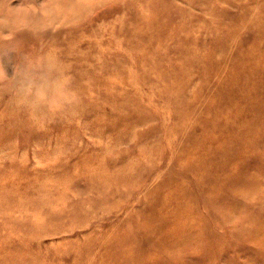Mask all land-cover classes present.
<instances>
[{"label":"rangeland","instance_id":"obj_1","mask_svg":"<svg viewBox=\"0 0 264 264\" xmlns=\"http://www.w3.org/2000/svg\"><path fill=\"white\" fill-rule=\"evenodd\" d=\"M0 1V264H264V0ZM49 49L78 102L30 114Z\"/></svg>","mask_w":264,"mask_h":264},{"label":"clouds","instance_id":"obj_2","mask_svg":"<svg viewBox=\"0 0 264 264\" xmlns=\"http://www.w3.org/2000/svg\"><path fill=\"white\" fill-rule=\"evenodd\" d=\"M69 69L58 51L44 52L38 64H31L14 73L13 94L17 108L32 113L61 112L78 102L71 87ZM7 72L0 65V81Z\"/></svg>","mask_w":264,"mask_h":264},{"label":"bare ground","instance_id":"obj_3","mask_svg":"<svg viewBox=\"0 0 264 264\" xmlns=\"http://www.w3.org/2000/svg\"><path fill=\"white\" fill-rule=\"evenodd\" d=\"M64 2L65 1H62L61 5H54L55 7L53 6L49 10H46V19H48L50 22H55V20L62 19L63 17H66L68 19H73L76 17L78 18L80 14H82L81 0L78 1L79 6L77 7L70 6L68 2ZM5 9L8 11V13L5 11ZM19 17L20 15L18 12L12 10L11 8L9 9L6 4L2 5L0 1V42H2L3 40L6 41V39L10 36L8 35V31L11 28L14 31L22 26ZM33 24L34 22H32V25Z\"/></svg>","mask_w":264,"mask_h":264}]
</instances>
